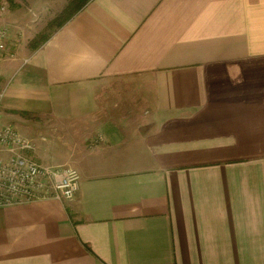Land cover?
I'll return each instance as SVG.
<instances>
[{"label": "crops", "instance_id": "crops-1", "mask_svg": "<svg viewBox=\"0 0 264 264\" xmlns=\"http://www.w3.org/2000/svg\"><path fill=\"white\" fill-rule=\"evenodd\" d=\"M28 1L0 127L79 191L0 208V264H264V0H90L36 45Z\"/></svg>", "mask_w": 264, "mask_h": 264}, {"label": "built area", "instance_id": "built-area-1", "mask_svg": "<svg viewBox=\"0 0 264 264\" xmlns=\"http://www.w3.org/2000/svg\"><path fill=\"white\" fill-rule=\"evenodd\" d=\"M6 37L7 29H0V57ZM3 96L0 90V109ZM34 149V143L14 126L0 127V151L7 154L6 159L0 157V208L42 200L69 201L77 195L79 172L70 166L37 162Z\"/></svg>", "mask_w": 264, "mask_h": 264}, {"label": "rangeland", "instance_id": "rangeland-1", "mask_svg": "<svg viewBox=\"0 0 264 264\" xmlns=\"http://www.w3.org/2000/svg\"><path fill=\"white\" fill-rule=\"evenodd\" d=\"M31 1L33 3V0ZM57 1L58 3L55 0H40V6H37V9L39 10V16L35 17L34 19L32 18V20H35L34 23H26L27 27L29 24L38 25V33L31 39V44L36 45L44 40L46 36L58 28L59 24H61L70 14H72L84 0ZM62 1H65L64 5H62V3L60 4ZM28 2V0H7L4 5H7V3H9V5L6 6L5 10L4 8L0 9V18L6 19L7 15H4V11H7L6 14L10 12L12 16L15 15V17L18 19H22L25 15L31 17L30 12L33 7H30ZM35 2L38 4L37 0ZM20 29L24 30V27ZM23 30H19V33H14H17V35L20 37L23 34ZM47 144H49V146H45V149L48 154H52V142Z\"/></svg>", "mask_w": 264, "mask_h": 264}, {"label": "trees", "instance_id": "trees-1", "mask_svg": "<svg viewBox=\"0 0 264 264\" xmlns=\"http://www.w3.org/2000/svg\"><path fill=\"white\" fill-rule=\"evenodd\" d=\"M90 0H84L81 2L80 6L72 13L70 14L59 26H61L66 20H68L72 15H74L76 12H78L85 4H87Z\"/></svg>", "mask_w": 264, "mask_h": 264}]
</instances>
